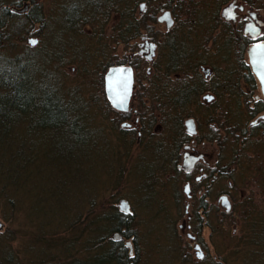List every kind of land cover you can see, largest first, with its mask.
Returning a JSON list of instances; mask_svg holds the SVG:
<instances>
[{"label":"trees","instance_id":"obj_1","mask_svg":"<svg viewBox=\"0 0 264 264\" xmlns=\"http://www.w3.org/2000/svg\"><path fill=\"white\" fill-rule=\"evenodd\" d=\"M44 1L0 0V197L3 206L0 218L12 224L23 216L19 230L25 235L23 242L27 241L25 251L29 253L24 262L20 252L11 248L8 241L9 251L0 256V264H135L140 253L138 228L130 224L134 211L125 214L117 207L116 196L121 193H115L118 186L113 187L117 190L110 194L105 192L106 182L98 183L96 188L90 186V172L100 165V159L93 155L95 152L110 155L106 125L94 122L102 112L93 107L100 104L90 102L92 98L101 100L102 94L111 108L104 97L103 76L116 64L111 62L108 48L114 41L119 43L122 37L126 43H131L144 36L145 29L150 30L146 37H156L158 33L153 32L150 25L157 21L158 10L155 8L152 12V5L157 1L63 0L60 13L58 9V14L52 15L47 13ZM76 3H81L82 7L76 10ZM184 3V0H176L174 4L184 9ZM142 5L145 10L141 12ZM100 10L104 17L102 26L113 23L114 14L119 23L113 35L95 37L102 44L98 55L90 56L86 46L76 50L72 45L75 37H58L77 34V27L82 25L76 18L77 12H89L92 23ZM196 16L203 19L202 15ZM215 16L214 12L209 17L214 20ZM191 28L193 26L189 25L188 30ZM192 33L198 32L192 30ZM54 35L56 37H52ZM31 39L38 43L32 45ZM94 47L96 50L97 43ZM90 51L95 53L92 45ZM163 55L164 68L151 78L153 84L144 87L143 92L152 98L174 95L183 98L189 88L183 82L175 90L170 88L174 73L166 67L170 62L167 52ZM206 56L210 58L209 54ZM174 60L183 65L187 56ZM68 66L74 70L66 71ZM91 72L92 87L97 91L94 97L87 95L90 89L82 79ZM142 151L139 157L149 167L148 176L153 178L158 175L156 167L152 170V164L156 163L145 161L148 159L146 149ZM113 155L112 167L128 172L126 163L119 162L120 156L116 152ZM34 177L44 182L42 195L31 184ZM33 190H37L36 195H32ZM147 221L152 222V218ZM245 228L249 232L244 239L251 245L258 244L251 255L244 256L246 261L248 256L252 257V262L247 264H264V222L255 221ZM7 232L14 236L19 233L11 227ZM117 234L122 237L115 238ZM128 241H132L133 255ZM240 253L236 251L235 255Z\"/></svg>","mask_w":264,"mask_h":264},{"label":"flooded vegetation","instance_id":"obj_2","mask_svg":"<svg viewBox=\"0 0 264 264\" xmlns=\"http://www.w3.org/2000/svg\"><path fill=\"white\" fill-rule=\"evenodd\" d=\"M60 1L59 13L64 5L63 0ZM175 1L166 0L157 13L158 21L162 14L170 12V28L167 22L158 21L167 27V37L164 33L140 37L129 43L130 46L121 38L120 63L112 67L133 69V93L125 111L116 110L108 98L107 101L123 114L124 132L138 134L142 149H150L147 139L155 132H168L171 152L166 158L164 145L158 143L154 148L159 149L160 156L155 163L163 167L162 174L168 181L184 176L188 199L199 195L201 210L192 212L189 218L204 226L203 217L212 212L233 217L235 211L256 208L261 200L247 197L245 186H257L258 193L264 194V0H199L198 3L184 0V9L179 8L178 3L176 6ZM79 7L82 4L76 3V10ZM212 11L216 15L214 20L209 17ZM88 15L86 11L76 13L82 23L76 29L77 37L73 36L76 49L80 48V43L87 46L83 45L85 39L78 36L90 32ZM189 25L193 28L188 30ZM164 52L170 58L166 67L175 73V77L171 76V89L180 85L179 74L189 71L182 79V84L189 88L183 98H152L143 92L144 87L153 84L151 78L164 68ZM182 56H187L186 63L175 62L174 58ZM145 71L148 81L141 77ZM192 93L197 95L192 96ZM154 105L166 107V118L161 117L160 108L153 119ZM215 187L218 188L215 192L217 206L210 200ZM238 196H242V202V199L237 201ZM192 227L187 226V231L190 230L186 237L192 241L189 244L195 254L193 260L204 262L208 257L204 241L199 229ZM210 262L224 264L218 257Z\"/></svg>","mask_w":264,"mask_h":264},{"label":"rangeland","instance_id":"obj_3","mask_svg":"<svg viewBox=\"0 0 264 264\" xmlns=\"http://www.w3.org/2000/svg\"><path fill=\"white\" fill-rule=\"evenodd\" d=\"M156 4L152 5V12L156 10L159 11L160 8H157L158 6H162L166 4V0H156ZM195 0V3H198ZM56 3V0H46L44 1V7L48 14L52 15L56 12L58 14L59 3H61L60 0H58V4L54 5ZM63 16V14H62ZM116 14L113 15L112 21L113 23L102 26L101 24L104 23V17L102 14V11L100 10V14L97 17H94L92 20V23H89L90 25V32L86 33V36H78L82 37L81 39H85L83 42V45H87V53L90 56L98 55L99 54V47H102V44L98 43V41L95 39V37H99V34L101 37H108L109 35H113L115 31V26H118L119 21L115 19ZM64 17V16H63ZM157 17V15H156ZM65 24H68L66 21ZM64 24V25H65ZM99 24V25H98ZM151 28L152 31L155 33H169L167 30V27L165 25L159 24L158 21L155 23L151 22ZM59 27V26H58ZM72 28V27H71ZM150 31L149 29H145L142 33L141 37H146L147 32ZM70 32V30H68ZM82 32V31H80ZM109 33L108 35H106ZM77 37V34L73 33H67V37ZM52 37H56L55 35ZM75 37V38H76ZM133 43L135 42L132 41ZM131 42V43H132ZM95 43H97V49L95 50ZM99 44V45H98ZM74 47H76V44H72ZM92 45V49L95 53L90 51V46ZM121 43L114 41L112 46L110 45L109 55L112 58L113 64H118L120 55H122V49L123 47L120 46ZM131 44L127 43V46H130ZM80 46H82V43H80ZM108 46V44H107ZM79 47V46H78ZM77 50V49H76ZM103 50V49H101ZM107 50V49H106ZM105 50V52H106ZM131 50V49H130ZM85 52V51H84ZM83 55V54H82ZM85 56V55H84ZM148 65V64H146ZM74 70L73 67L68 66L66 68V71L72 72ZM92 70V68H90ZM92 72L88 74V76L82 77V79L85 81V86L87 89V95L89 97H94L97 94V91L95 88L92 87L93 79H92ZM159 75H161L159 73ZM179 79H185L188 75L187 73H180ZM175 77V73L172 75ZM141 77L144 78L143 81H148L149 77L146 74V71L141 74ZM104 78V76H103ZM179 81V83H182L184 80ZM81 80L82 82H84ZM176 82L178 81H174ZM75 83V82H74ZM84 85V83L82 84ZM172 86V84H171ZM170 86V87H171ZM175 87V86H174ZM105 90V86H104ZM105 92V91H104ZM197 93H195V96ZM177 96V95H176ZM104 97L107 95L104 94ZM175 97V95L173 96ZM101 100L96 99L95 101L93 98L90 102L91 105H96L95 103H99L98 105L93 107V110H100L98 112H102V115L99 117L94 118L95 124H101L104 123L106 125V136H107V149L110 155L106 152V155H104L103 152L99 154L93 155L99 160L100 165L95 167L92 172H90V181L92 184H90L91 187L96 188V185L100 182H106L105 185L108 187L106 189V194H110L114 191L113 187H116L115 193H118V203L117 207L120 209V204L122 201H127L130 205V213H135L134 220L130 223L133 225V228H138V245H139V253L140 258L135 264H217L214 262H210L212 259H215L218 257V260L220 259L223 261L222 263L226 264H247L252 262V257L248 256L247 261L245 260L246 254L251 255V250L254 248H257L256 245H251L247 240L244 238L247 236L246 232H249L248 229H246L249 223H254L255 221H262L264 222V194L258 193L257 186H245L246 188V194L247 197H255L256 200H261L257 203V207L254 209H244L241 211H235L233 217L229 216H219L215 215L214 212L210 216H204V226L198 225V223L192 222L189 218V215L192 214V212L200 209L199 208V200L198 196H195L194 199H188L186 196V192L184 190V176L178 177L176 179L167 180V177L163 175L162 173L165 172L162 167H160L158 164H152V170H156L153 167L157 168L158 175H155L153 178L148 176L149 167L146 166V164L143 163L140 152H143L142 147L140 146V143L138 144L139 138L138 134L135 132H131V134L125 133L124 128L122 127L123 121H125L123 114L120 112H117L114 110L111 106V108H108L105 101L102 99L103 95L100 94ZM108 102V101H107ZM154 109L152 110L153 119L157 117L156 111H158L160 108L162 111H159L161 113V117L166 118L167 116V110L166 107H160V106H153ZM152 109V108H151ZM97 112V115L99 114ZM123 128V129H122ZM167 133L166 131L163 132H155V135L149 136L147 140H149V146L150 149L146 151L147 160L151 163H155L156 159L159 160V154L160 151L157 148H154V146H157L158 143L161 145H164V156H168L171 152L170 143H168L167 139ZM144 138V137H143ZM145 139V138H144ZM145 146V145H144ZM112 147V148H110ZM119 147V148H118ZM116 152L118 154L117 156H120L121 160L119 161L123 165H125L126 169H130L127 171H116L115 168L112 167V157L113 152ZM153 154H152V152ZM128 152V154L126 153ZM130 152V153H129ZM149 153V154H148ZM127 154V155H126ZM167 158V157H166ZM142 164H141V163ZM160 165H162L161 162H158ZM137 164L136 167H134ZM105 165V167H104ZM132 168H136L137 171H132ZM115 170V171H114ZM148 172V173H147ZM153 173V171H151ZM156 173V171H155ZM152 176V175H151ZM180 176V175H179ZM142 177V178H140ZM140 178V179H139ZM149 179V180H148ZM41 179L34 177L31 181V184L38 188V194L42 195L43 191L41 190V186L44 185V182L39 181ZM149 182V184H145ZM242 183V182H241ZM240 183V184H241ZM111 184V185H110ZM118 184V185H117ZM240 188H242L240 186ZM226 189V188H224ZM243 189V188H242ZM248 189V191H247ZM218 191V188L215 187L214 191L212 192V196L210 197V200L214 206H217L216 203L218 201L217 196H215V192ZM37 190H33L32 195H36ZM197 193V190L196 192ZM78 194V193H77ZM43 198V197H42ZM78 198V196H77ZM76 198V199H77ZM242 199L240 202L243 201L242 196H238V202ZM189 205V207H188ZM189 208V209H188ZM189 210V213L187 212ZM201 210V209H200ZM262 210V211H261ZM0 212H3V206L2 201L0 197ZM124 213V212H123ZM243 213V214H242ZM19 214V213H18ZM23 216L17 218V221L10 224L7 221H5L4 218H0V223H2L3 227L0 229V253L1 257H3L2 254L4 252L9 251V247L7 245V242H10L11 248L18 250L20 252V255L23 258V261L25 262L26 259L29 258L28 251L26 252V240L25 235L23 232L19 230V228L22 226L21 218ZM152 218V222L149 223L147 221L148 218ZM154 217V219H153ZM209 221V223H208ZM208 223V225H207ZM150 224V225H149ZM191 224L193 227H196L200 231V238L204 241L205 245V251L208 255L207 260L204 262L198 261L195 257L194 251H192L190 244L192 241L186 237L187 226ZM180 226H183L184 228L181 229ZM8 227H11L12 229H15L18 231V235L14 236L11 233H8ZM192 227V228H193ZM254 227H252L253 229ZM201 229V230H200ZM245 229V230H244ZM192 232V230H191ZM117 238V235L115 236ZM119 239V238H118ZM244 240L243 243L240 241ZM247 241V242H246ZM24 244H23V243ZM132 242V241H131ZM254 247V248H253ZM22 250V251H21ZM245 250V251H244ZM236 251H241V253L236 254ZM25 254V255H24ZM242 256V257H241ZM0 257V258H1ZM250 258V259H249ZM187 260V261H186ZM245 261V263H244ZM220 264V263H218ZM253 264V263H252ZM258 264V263H257Z\"/></svg>","mask_w":264,"mask_h":264},{"label":"water","instance_id":"obj_4","mask_svg":"<svg viewBox=\"0 0 264 264\" xmlns=\"http://www.w3.org/2000/svg\"><path fill=\"white\" fill-rule=\"evenodd\" d=\"M142 10L145 9V5H142ZM170 12H165L159 18V22H167L168 28L171 27ZM35 41V43H33ZM30 43L36 45L38 41L31 39ZM105 93L109 102L116 110L125 111L128 109L130 99L133 93L134 86V71L129 66H117L108 70L105 75ZM120 210L125 214L130 213V205L127 201H122L120 204ZM3 227L0 223V229ZM120 238V235H117ZM133 253V252H132Z\"/></svg>","mask_w":264,"mask_h":264},{"label":"bare ground","instance_id":"obj_5","mask_svg":"<svg viewBox=\"0 0 264 264\" xmlns=\"http://www.w3.org/2000/svg\"><path fill=\"white\" fill-rule=\"evenodd\" d=\"M117 235H120V234H117ZM121 236V235H120ZM122 237V236H121ZM120 237V238H121ZM118 238V237H117ZM127 243V246L130 248V253H131V255H133L134 254V251H133V244H132V242L131 241H128V242H126ZM133 252V253H132Z\"/></svg>","mask_w":264,"mask_h":264},{"label":"snow or ice","instance_id":"obj_6","mask_svg":"<svg viewBox=\"0 0 264 264\" xmlns=\"http://www.w3.org/2000/svg\"><path fill=\"white\" fill-rule=\"evenodd\" d=\"M33 43H35V41H33ZM225 203H227V202L225 201Z\"/></svg>","mask_w":264,"mask_h":264}]
</instances>
